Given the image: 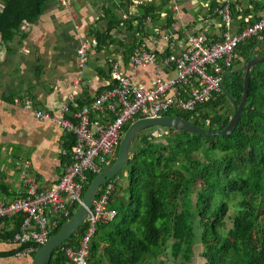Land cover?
<instances>
[{"label": "trees", "instance_id": "1", "mask_svg": "<svg viewBox=\"0 0 264 264\" xmlns=\"http://www.w3.org/2000/svg\"><path fill=\"white\" fill-rule=\"evenodd\" d=\"M48 1L1 0L2 41L10 40L23 22L37 20ZM170 1L163 0L161 6L144 4L145 14L139 25L142 27L143 21L154 19L159 14L157 9L166 8ZM218 4H212L211 10ZM230 7L233 16L235 4ZM165 10L162 27L171 28L174 14ZM112 19L105 34H96L98 45L110 40V32L119 24L117 16ZM222 24L224 32L226 26ZM262 35L261 40L252 37L237 44L229 65L219 61L222 75L225 74L221 93L196 103L193 110L171 107L163 115H176L211 130L225 128L234 113L231 99L239 103L244 90L245 72L239 68L246 59L264 54V31ZM132 40L122 44L129 47L130 58L136 45L142 42L135 34ZM159 53L164 55L162 51ZM164 69L172 73L170 67ZM184 90L181 97L187 98L189 86ZM85 105L88 104L78 102L76 109ZM139 118L128 122L123 132ZM155 129L162 132L161 138L153 134ZM74 144L75 136L69 132L65 145L68 161ZM118 146L110 164L117 157ZM95 176L88 174L83 196ZM122 180L126 181L125 186ZM108 182L115 185L110 206L116 210V216L98 223L88 264H166L167 257L175 264H186L191 261L197 243L202 247L205 264H264V62L251 68L248 98L232 133L205 136L165 126L147 128L136 135L125 166ZM105 185L99 188L96 199ZM77 209L74 208L70 218ZM24 218L17 213L1 219L0 240L12 239L20 231ZM70 218L61 221L50 238ZM2 224L12 225L11 229H3ZM87 226L86 221L54 252L49 264H67L64 248H78ZM35 254L29 256L30 264Z\"/></svg>", "mask_w": 264, "mask_h": 264}, {"label": "crops", "instance_id": "2", "mask_svg": "<svg viewBox=\"0 0 264 264\" xmlns=\"http://www.w3.org/2000/svg\"><path fill=\"white\" fill-rule=\"evenodd\" d=\"M65 1L49 0L41 16L23 22L7 42L0 35V200L5 202L23 194L16 159L30 160L32 176L40 189L54 186L68 161L65 145L69 132L52 120L37 118L31 108L15 104V97H30L35 107L58 112L66 97L73 93L76 103L71 105L67 117L75 120L73 113L78 102L89 104L103 89L114 84L111 60L135 84L151 86L157 76L154 65L133 67L129 47L122 45L133 42L134 34L150 50L159 52L164 49V43L157 44L153 38L170 31L177 53L185 49L192 33L203 31L210 40H217L223 34L221 18L211 10V5L221 0H171L166 8L157 9L159 14L155 12L154 19L143 21L142 27L139 25L145 14L142 6L147 2L161 6L163 0ZM230 2L235 4V15L228 28L232 33L264 16V0ZM165 9L174 14L171 28L162 27ZM113 16H117L119 24L110 32V40L98 45L96 34L107 32ZM93 41L97 45L93 46ZM83 44L88 58L82 64L78 51ZM165 70L160 71L162 78L172 74ZM91 118L107 120L106 115L94 111ZM11 226L1 225L7 230ZM18 248L11 239L0 240V264H30L29 257L16 256ZM201 253L198 243L186 264H205ZM164 261L175 264L168 257Z\"/></svg>", "mask_w": 264, "mask_h": 264}, {"label": "built area", "instance_id": "3", "mask_svg": "<svg viewBox=\"0 0 264 264\" xmlns=\"http://www.w3.org/2000/svg\"><path fill=\"white\" fill-rule=\"evenodd\" d=\"M230 6V0H221L214 9L226 26L218 40L211 41L203 31L195 32L189 35L185 49L177 53L172 33L164 31L153 38L157 44L164 43V55L150 50L144 41L136 45L131 55L133 67L154 65L157 76L150 87L135 84L132 77L123 74L119 64L111 60L114 84L103 89L88 105L74 111L75 120L67 117L71 105L76 103L73 93L66 97L58 112L35 107L30 97L14 98L15 104L31 108L37 118L52 120L75 136L65 170L59 181L49 189H40L36 184L30 160L18 158L14 161L20 169L23 194L11 202L0 200V220L17 213L25 216L20 231L11 239L19 247L25 246L16 253L17 257H29L36 253L38 247L48 242L51 231L61 221L70 218L74 208L82 204L88 174H97L110 164L128 122L136 116H161L171 107L190 111L196 103L223 91V68L219 61L229 65L237 44L252 37L261 40L264 31V16L235 33L229 31L232 21ZM92 45L97 43L93 41ZM78 52L82 64L85 63L88 58L86 45L83 44ZM164 67H170L172 74L162 78L160 71ZM186 86H189L188 97L184 98L181 97V90L185 92ZM171 91L175 92L169 95ZM93 111L106 115L107 120H92ZM153 134L157 138L162 137L159 129H155ZM105 184L88 214V226L78 241V248H64L67 264H88L90 244L98 223L110 221L116 216V210L110 206L115 185L112 182Z\"/></svg>", "mask_w": 264, "mask_h": 264}, {"label": "water", "instance_id": "4", "mask_svg": "<svg viewBox=\"0 0 264 264\" xmlns=\"http://www.w3.org/2000/svg\"><path fill=\"white\" fill-rule=\"evenodd\" d=\"M262 62H264V54L246 59L243 65L239 68V70L245 72L243 82L244 90L239 103H236L233 99H231L234 106V113L227 126L222 130H211L209 128H204L176 115L143 117L133 121L120 139L115 161L97 173L96 176L90 181L85 190L82 204L75 211L74 215L61 228V230L56 235L51 237L48 242L41 246V248L34 255L31 264H49L54 252L62 244L67 242L86 222L88 214L92 209L94 202L96 201L99 188L108 182L109 179H112L120 173L130 156V148L134 138L142 130L154 126H165L187 132L200 133L205 136H224L232 133L237 126L248 98L251 68L254 65ZM236 70L238 69H235L234 71ZM224 77L225 74L222 75L221 80V85L223 88Z\"/></svg>", "mask_w": 264, "mask_h": 264}, {"label": "rangeland", "instance_id": "5", "mask_svg": "<svg viewBox=\"0 0 264 264\" xmlns=\"http://www.w3.org/2000/svg\"><path fill=\"white\" fill-rule=\"evenodd\" d=\"M125 180H126V179H125ZM125 180H122V182H121V183H122V186H125V185H126V184H125V182H126ZM123 193H124V192H123ZM197 245H198V243H197ZM168 256H170V250H169V249H168Z\"/></svg>", "mask_w": 264, "mask_h": 264}]
</instances>
